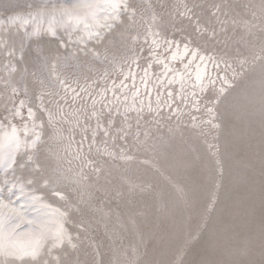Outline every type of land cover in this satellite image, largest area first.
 Masks as SVG:
<instances>
[{
    "label": "rangeland",
    "instance_id": "rangeland-1",
    "mask_svg": "<svg viewBox=\"0 0 264 264\" xmlns=\"http://www.w3.org/2000/svg\"><path fill=\"white\" fill-rule=\"evenodd\" d=\"M8 2L27 5L57 0H0V5ZM59 2L68 4L75 0ZM132 3L142 17L150 19L155 14L164 35L181 42L190 37L201 53L220 62L219 68L214 62L211 64L223 79H216L217 86L210 88L209 96L201 102L203 107L211 96H217L219 104L214 107L220 126L201 135L188 115L191 105L186 107L187 102L181 103L179 99L174 105L173 101L167 102L174 109L179 107L181 114L170 113L163 102L167 99L166 81L160 88L162 103L158 106L154 93L159 87L157 77L161 69L154 66L150 75L153 83L148 84L153 111L149 113V103L146 101L145 105L142 100L144 111L139 115L131 112V127L126 129L127 147L135 149L137 157H151L145 151L147 146L134 139L139 133L143 140L148 133L152 141L166 142L164 154L159 164L151 167L137 160H113L96 152L97 147H103V135L98 134L93 144L92 132L87 133L82 152L90 155L102 172L99 176L88 172L86 202L79 204V214L73 213L71 217L77 224L82 223L84 229L69 225V230L78 232L80 239L73 250L65 246L66 264H264V0H147V3L132 0ZM180 12L185 15H179ZM194 22L200 25L202 35L194 31ZM82 47L69 44L67 50L61 49V56L65 58L64 74L71 88L78 92L84 87L88 92L73 100L71 91L64 96L61 89L60 96L55 100L46 97L44 103L51 100L50 107L54 108L59 101L69 114L85 108L90 111L91 95L98 101L97 111L103 108L107 117L110 108L117 127H127L122 123L123 117L117 115V107L122 110L125 97L131 105L133 91L144 84L141 77L147 67V46L143 53L137 49L138 64L129 61L116 66L93 65L80 50ZM28 68L29 73L5 76L0 72L4 81L0 83V104L5 108L24 99L25 85L26 101L34 109L39 104L35 98L39 88L31 78L33 65L29 63ZM131 72L136 73L135 88L129 77ZM122 84L125 86L121 87ZM220 84H226L222 96L218 91ZM13 86L19 90V97L12 95ZM142 89L144 93L145 86ZM172 89L179 91L174 85ZM101 94L106 96L103 103L99 102ZM41 120L45 140L52 136L62 140L60 165L65 170H79L83 129L76 126L71 115L68 123L61 120L50 125L46 115H41ZM95 123L91 121L93 129ZM170 128L175 129V135L169 136ZM207 142L219 146L224 169L219 178L218 201L211 213L205 211L212 189L208 169L214 168ZM131 185L139 187L130 190ZM177 185L187 193V203L177 192Z\"/></svg>",
    "mask_w": 264,
    "mask_h": 264
},
{
    "label": "snow or ice",
    "instance_id": "snow-or-ice-1",
    "mask_svg": "<svg viewBox=\"0 0 264 264\" xmlns=\"http://www.w3.org/2000/svg\"><path fill=\"white\" fill-rule=\"evenodd\" d=\"M179 15L184 16L185 13L180 12ZM193 28L198 35L203 34L197 22H194ZM72 43L77 47L83 46L80 50L93 65L113 66L129 61L138 64L135 59L137 49L143 53L147 46V67L141 82L149 95V113L153 111L148 88V84L153 83L150 70L158 66L161 68L157 77L158 106L162 103L160 88L166 81L167 99L163 102L171 100L174 103L179 99L181 103L187 102L186 107L190 104L192 111L188 115L201 135L220 126L214 107L219 104L217 96H211L201 107L202 98L208 97L210 88L216 86V81L207 71L208 64L214 62L219 68L220 62L200 54L190 37L181 42L164 35L158 26V17L153 14L149 19L138 15L132 0H75L68 4L57 0V3L20 5L8 2L0 5V72L5 76L17 72L29 73L28 64L31 63V78L39 88V94L35 96L39 104L35 109L31 102L26 101L27 85L25 97L18 104L15 102L7 108L0 104V264H62V256L63 264H66L68 253L64 251L65 246L69 250L77 248L79 233L71 232L69 225L81 231L84 225L77 224L71 217L73 213L79 214L78 205L86 202L88 172L97 176L102 172L90 155L85 156L82 152L89 131L92 132L93 144L98 134L103 135V147H97L96 152L113 160H137L139 164L151 167L158 165L164 154L166 142L163 139L152 141L148 133L144 134L143 140L139 133L134 139L138 144L147 146L145 151L150 152L151 157H137L134 155L136 150L127 147L126 129L131 127V112L139 115L144 111L142 100L140 107L136 106L139 90L134 93L131 105L125 97L122 110L117 107V115L123 117L122 123L127 127H117L110 108L107 117L103 108L97 111L95 106L98 101L91 95L88 96L92 100L90 111L85 108L69 114L59 101L54 108L50 107L51 100L48 104L44 103L46 97L55 100L60 96L61 89L64 96L71 91L73 100L88 92L84 87L78 92L71 88L64 74L65 58L61 56V49L67 50ZM177 63L181 67L178 68ZM217 77L223 79L219 73ZM175 84L180 86L178 92L172 89ZM218 91L222 96L225 85L222 84ZM11 93L14 97L20 95L15 86L11 88ZM101 95L99 102L103 103L106 96ZM168 111L177 116L181 114L180 108L174 109L171 104ZM41 115L47 116L50 125L61 120L68 123L71 115L76 126L83 129L85 136L79 146L78 158L82 161L79 170H65L60 165L62 140H57L55 136L45 140ZM92 120L96 122L94 129L91 127ZM171 135H175V129H169ZM92 146L89 145V152ZM207 149L214 164V168L208 169L212 189L205 206V211L211 213L218 201L219 178L223 176L224 169L218 154L219 146L207 142ZM137 187L139 185H131L130 190ZM176 190L187 203L184 189L177 185Z\"/></svg>",
    "mask_w": 264,
    "mask_h": 264
},
{
    "label": "bare ground",
    "instance_id": "bare-ground-1",
    "mask_svg": "<svg viewBox=\"0 0 264 264\" xmlns=\"http://www.w3.org/2000/svg\"><path fill=\"white\" fill-rule=\"evenodd\" d=\"M200 54H202V55H205V54H203V53H201L200 52ZM207 56V55H206ZM178 68L179 67H181L180 65H179V63H177V65H176ZM161 69V68H160ZM207 71H208V73H209V75L211 76V78L213 79V80H215L216 81V79H219L218 77H217V72L215 71V67L211 64V63H209L208 64V67H207ZM130 72V71H129ZM132 73V72H131ZM142 74H144V70H142ZM141 74V75H142ZM150 75H152V69L150 70ZM129 77H131L132 78V81H133V83H134V81L136 82L137 81V77H136V73L134 72V73H132V75H130ZM144 76H142L141 78H143ZM139 79V78H138ZM152 79V78H151ZM220 81H221V79H219ZM142 81V80H141ZM224 82H226V83H228L229 82V80L228 79H225V77H224ZM125 83V82H124ZM221 85V84H220ZM129 85H127L126 87H128ZM144 86V84L143 85H138V90H139V93H140V97H139V100H138V102H140L141 100H143V101H145V105H146V101L149 103V95L148 94H146L145 92L143 93L142 92V90H144V89H142V87ZM175 86V88L177 87V89L179 90V85L178 84H175L174 85ZM217 86V85H216ZM215 86V87H216ZM225 86H226V84H225ZM150 87V86H149ZM168 87V86H167ZM166 87V88H167ZM165 88V89H166ZM136 92V89H135V91H133V93H135ZM153 94V93H152ZM156 96H157V93H154ZM154 94H153V96H154ZM164 94H165V92H164ZM166 96H167V94H166ZM152 98V97H151ZM132 99V98H131ZM153 100V99H152ZM155 101H157V97H156V99H155ZM133 102V100L131 101V103ZM170 102H171V100H170ZM147 103V104H148ZM152 103V102H151ZM176 103V102H175ZM175 103H173V105L175 104ZM170 104V103H169ZM160 106V105H159ZM168 106V102L166 103V107Z\"/></svg>",
    "mask_w": 264,
    "mask_h": 264
}]
</instances>
